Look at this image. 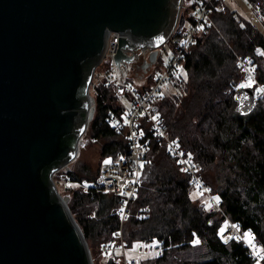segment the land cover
Instances as JSON below:
<instances>
[{
    "label": "trees",
    "instance_id": "1",
    "mask_svg": "<svg viewBox=\"0 0 264 264\" xmlns=\"http://www.w3.org/2000/svg\"><path fill=\"white\" fill-rule=\"evenodd\" d=\"M247 1L262 8L260 21L264 26V0ZM184 2L182 14L187 21L191 17H187L186 11L194 4L190 0ZM228 9L223 13L213 8L214 26L204 25L196 42L183 54L181 71L186 73V82L176 72L172 80L175 79L177 91L162 94L153 104V111L161 117L167 134L193 155L204 183L218 196L225 215L242 230H250L264 250V105L241 115L233 99L243 73L236 67L233 52L251 56V64L257 65L256 77L264 83V59L257 52L264 51V33ZM99 66H103L106 74L92 85L94 113L86 137L92 142L104 140L101 165L105 159L126 152L128 144L125 137L115 132L111 121L114 116L122 117L124 107L119 104L122 92L118 87L107 86L110 61ZM84 88V84L79 88L80 98L84 96ZM74 144V136L62 137L63 146ZM56 165L54 161L43 167L41 177L46 184ZM216 166L219 172L214 175L209 170ZM89 171L84 167L82 173L86 175L81 176L66 169L59 177L92 182L98 172ZM192 188L188 175L180 170L166 146L151 138L140 185L122 227L125 246L143 239L163 241L166 248L163 256L148 264H257L241 242L235 239L224 242L221 231L224 217L218 210L206 211L194 202ZM68 190L70 193L65 195L68 206L92 256L96 247L101 252L105 245L119 244L115 233L120 228V200L110 193ZM54 200L53 196L51 201ZM141 213L145 214L144 219L139 218ZM196 238L198 244L194 243ZM108 257L116 260L115 253ZM93 262L103 263L94 256Z\"/></svg>",
    "mask_w": 264,
    "mask_h": 264
},
{
    "label": "water",
    "instance_id": "2",
    "mask_svg": "<svg viewBox=\"0 0 264 264\" xmlns=\"http://www.w3.org/2000/svg\"><path fill=\"white\" fill-rule=\"evenodd\" d=\"M182 2L0 0V264H94L53 174L83 144L94 113L89 88L109 35L118 36L115 68L150 49L146 72L174 28L182 31ZM233 99L241 115L258 104L251 86ZM65 135L74 136L73 146L62 145ZM54 161L46 184L41 171Z\"/></svg>",
    "mask_w": 264,
    "mask_h": 264
},
{
    "label": "built area",
    "instance_id": "3",
    "mask_svg": "<svg viewBox=\"0 0 264 264\" xmlns=\"http://www.w3.org/2000/svg\"><path fill=\"white\" fill-rule=\"evenodd\" d=\"M183 3L184 0L182 6L184 5ZM191 4H194V7L191 9L192 12L190 13L191 19L185 21L180 33L176 31V26L167 41L163 44V46L165 44L174 46L176 49L175 53L170 57L168 64L157 76L155 82L145 87L143 92L121 77L114 66L112 58L118 44V36L115 33L109 35L108 44L102 60V62L110 61L107 86L121 88L122 92L131 100V107L129 109L124 108L122 117L118 118L114 116L111 120L115 132L125 137L128 148L126 152L118 153L115 158L104 161L99 166L98 175L91 182V185L83 182L81 186L86 193H92L93 191L110 193L120 200V228L115 233L120 243L115 246L105 245L103 247V253L106 256L112 253L116 254L118 251L121 253L119 256L121 262L119 264H143L147 258L157 259L162 257L166 249L163 241L158 239L137 240L130 247H126L122 237L123 223L129 215V204L134 200L138 186L140 185V163L143 162L149 151L151 138L166 146L168 153L179 166L180 170L188 175L193 189L200 196L207 197V204L210 203V206L212 205L220 209V203L204 183L200 175V167L196 163L193 155L183 148L178 140L171 138L167 134L163 127L161 117L153 111V104L161 99L163 88L170 84L172 76L178 71L184 52L191 44L195 43L196 37L204 25L214 26L211 17L213 8L218 9L220 7L219 11L223 13L227 9L226 0H195ZM161 48L162 46L159 48V53ZM150 52V49L141 51L138 56H135V61H140V63L144 62L148 59ZM127 53L130 54V52ZM244 59H239L238 65L249 70V63ZM260 87L259 85L256 88L253 87L256 98L264 90ZM67 166L68 164L60 167L55 173ZM60 180L67 184L73 183V181L64 175L60 176ZM142 211L145 212V209ZM138 216L141 219L145 218L144 213ZM225 219L226 228L222 234L224 242H229L232 239L239 242L243 241L247 234L254 236L250 230H242V233H240V227L237 224L227 217ZM242 244L256 260V263H260L261 258L257 254L255 247L249 243L242 242Z\"/></svg>",
    "mask_w": 264,
    "mask_h": 264
},
{
    "label": "rangeland",
    "instance_id": "4",
    "mask_svg": "<svg viewBox=\"0 0 264 264\" xmlns=\"http://www.w3.org/2000/svg\"><path fill=\"white\" fill-rule=\"evenodd\" d=\"M226 6H227V9L229 8L230 11L235 12V14H236V16L238 18L241 17L244 20L250 22L256 28H258L262 33H264V26H263V24L260 21V19L263 17L262 8H260V6H258V5L257 6H253L247 0H226ZM183 7L184 6H182V8H181V14L185 10V8H183ZM219 9H220V7L217 9L218 12H219ZM227 9H226V11H227ZM191 12H192L191 9L186 11L187 17H190V13ZM175 51H176V49H175L174 46H171L169 44H165L161 48V51H160L159 56H158V60L155 62V64L150 66L146 70V72H144L141 69V65L143 64V62L140 63V61L139 62L135 61V62L127 65V67L123 69L124 71L118 70V73L126 81L130 82L135 88H138L141 92H143L144 91L143 87H147V86H149V85H151V84H153L155 82V79L162 72L164 67L168 64L170 57L175 53ZM257 52L259 53V55H262L263 59H264V51L258 50ZM233 55L236 58L235 59L236 67L239 68L243 72L242 75H241L242 79H240L241 81L239 80V82H238V84L236 86V89L239 88V87H243V86H251L252 88L253 87L256 88L258 85L261 86L260 88L264 89V83L259 81L258 78L256 77V67H257V65L253 64V63L251 64V56L242 57V56L238 55L235 52H233ZM239 59H244V60L248 61V63H249L248 69L249 70L245 69L243 66H239L238 65ZM97 67L95 69L96 72H94V75H93V78H92V81H91V84H90V88H89L91 96H92V85H94V84L98 83L99 81L103 80V78H104V76L106 74V72L103 73V70H104L103 66H99L98 68ZM181 67H182V64L180 65L178 71L180 72V75H181V77L183 79V82H186L187 76H186V73L184 71H181ZM108 69L109 70H108L107 74L109 75L110 67ZM149 77H150V79H148ZM174 80H172L168 86L163 88L162 94H169V93L177 91L176 87L173 85L175 83ZM257 99H258V104L257 105L258 106L259 105L263 106L264 105V90H263V92L261 94H259V97ZM119 104L121 106H123L125 109H129L131 107V100L122 92L119 95ZM235 104H236V109H237V103L235 102ZM86 133H87V130L85 131L84 135L81 138V142L83 144L79 145V150H78V153H77L75 159H73L68 164V166L66 168L62 169L61 171H59V172H57L55 174H53L54 184L56 185V187L58 189V192L62 196H65L66 194L70 193L68 188H71V189H74V190L78 189V188H81L83 190V187L81 186L82 183H79L77 181H73V183L67 184L64 181L60 180V177H59L60 172H63L64 170L68 169V170H71L74 173H79L82 176V175H86V172L82 173V169L84 167L86 169L90 170L89 171L90 174L91 173L97 174V172H98V169H99V166H100V164H99L100 150H101L102 145L104 144V140H100V141H97V142H92L91 140H89L86 137ZM109 159L110 158L105 159L104 161H108ZM216 168H217V166H216ZM216 168L215 169L211 168V170H209V172L210 173L212 172L214 175H217L219 170H218V168L217 169ZM142 170H143V162L140 163V174H142ZM218 177H219V175H218ZM87 183L89 185H91V182H87ZM191 197H192V200L194 202H196V203H199V205H201L204 210H206V211L218 210L220 212V215L224 217V223H223V225L221 227V231L224 233L225 232V228H226V223H225L226 219H225V217H227V215H225V213L223 212V209L221 208V206H220V209H218L217 207L212 206V205L210 206V203L207 204V202H206L207 201V197L200 196L193 188H192V191H191ZM214 197L220 203V200L218 199V196L214 195ZM227 218H229V217H227ZM239 231H240V233H242V229L241 228H240ZM155 239H157V238H155ZM240 242L241 243L242 242L243 243H247V244L249 243L253 247H255V249L257 250V254L261 258L260 263L264 264L263 263L264 250H263V247L261 246V244L257 243L255 235L252 236L250 234H247L246 237H244V240L240 241ZM194 243L198 244L199 243V239L196 238ZM90 244H91V247H93L92 241H90ZM91 255H92V253H91ZM120 255H121V253L118 251L116 253V261L117 262H121V258L119 257ZM93 256L96 258L97 261H103V263L109 258L108 256H106L103 253V251L100 252L99 247H96V249H95V251L93 253ZM93 256H92V259H93ZM154 260H157V259H155V258H147V259L144 260L143 264H148V262L154 261ZM260 263H258V264H260Z\"/></svg>",
    "mask_w": 264,
    "mask_h": 264
}]
</instances>
